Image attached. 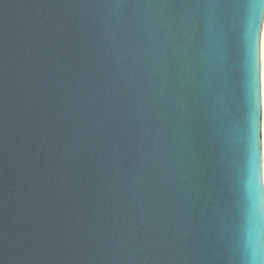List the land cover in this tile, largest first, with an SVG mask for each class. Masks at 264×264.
<instances>
[{
  "label": "water",
  "instance_id": "water-1",
  "mask_svg": "<svg viewBox=\"0 0 264 264\" xmlns=\"http://www.w3.org/2000/svg\"><path fill=\"white\" fill-rule=\"evenodd\" d=\"M257 36L264 0H0V264H264Z\"/></svg>",
  "mask_w": 264,
  "mask_h": 264
},
{
  "label": "snow or ice",
  "instance_id": "snow-or-ice-1",
  "mask_svg": "<svg viewBox=\"0 0 264 264\" xmlns=\"http://www.w3.org/2000/svg\"><path fill=\"white\" fill-rule=\"evenodd\" d=\"M254 76H253V85L255 88L256 103L259 116V92H258V61L264 63V39H261L257 36L254 46ZM254 135H255V145L258 150V162H259V143H258V133H259V120H254ZM258 178H259V187H260V172L258 164ZM249 194L250 196H255L256 191L253 189L252 185H249Z\"/></svg>",
  "mask_w": 264,
  "mask_h": 264
},
{
  "label": "clouds",
  "instance_id": "clouds-1",
  "mask_svg": "<svg viewBox=\"0 0 264 264\" xmlns=\"http://www.w3.org/2000/svg\"><path fill=\"white\" fill-rule=\"evenodd\" d=\"M257 211H259V208H258V200H257ZM249 264H260V261H258L256 259L255 256L251 257L250 260H249Z\"/></svg>",
  "mask_w": 264,
  "mask_h": 264
}]
</instances>
